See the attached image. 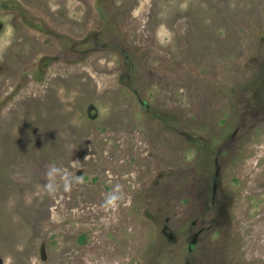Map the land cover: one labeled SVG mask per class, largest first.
I'll list each match as a JSON object with an SVG mask.
<instances>
[{
  "label": "rangeland",
  "instance_id": "rangeland-1",
  "mask_svg": "<svg viewBox=\"0 0 264 264\" xmlns=\"http://www.w3.org/2000/svg\"><path fill=\"white\" fill-rule=\"evenodd\" d=\"M0 264H264V0H0Z\"/></svg>",
  "mask_w": 264,
  "mask_h": 264
},
{
  "label": "clouds",
  "instance_id": "clouds-1",
  "mask_svg": "<svg viewBox=\"0 0 264 264\" xmlns=\"http://www.w3.org/2000/svg\"><path fill=\"white\" fill-rule=\"evenodd\" d=\"M52 171H55V169H52ZM46 187H48V191H49V193L51 194L53 188H52L51 186H46ZM65 188H66V190H67V185H65Z\"/></svg>",
  "mask_w": 264,
  "mask_h": 264
}]
</instances>
